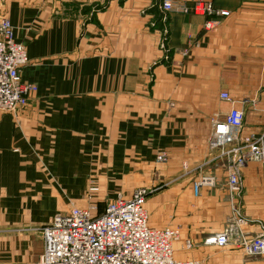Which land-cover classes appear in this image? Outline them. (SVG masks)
<instances>
[{"label":"crops","instance_id":"1","mask_svg":"<svg viewBox=\"0 0 264 264\" xmlns=\"http://www.w3.org/2000/svg\"><path fill=\"white\" fill-rule=\"evenodd\" d=\"M162 1H5L14 41L31 61L21 82L38 90L19 114L0 112V264L38 262L40 229L59 213L88 207L93 181L99 214L119 195L157 188L146 202L151 228L183 225L180 195L194 198L189 225H211L201 216L216 208L212 225L226 226L233 204L220 186L224 162L208 141L213 123L233 108L245 111V134L264 128V0H170L167 51ZM199 3L229 16L196 14ZM207 22L215 28L206 30ZM160 153L168 164L157 162ZM205 164L204 174L219 183L195 197L191 185L203 173L195 170ZM243 179V213L251 220L244 230L256 236L264 224V168L250 163ZM227 254L234 264H264Z\"/></svg>","mask_w":264,"mask_h":264},{"label":"built area","instance_id":"2","mask_svg":"<svg viewBox=\"0 0 264 264\" xmlns=\"http://www.w3.org/2000/svg\"><path fill=\"white\" fill-rule=\"evenodd\" d=\"M6 0H0V112L17 115L24 110L37 87L21 82L20 75L31 64L26 48L14 41V28L4 10ZM163 40L161 49H167L169 16L174 11L170 0L160 5ZM196 14L229 16L228 12L214 11L210 4L199 3ZM216 23L207 22L206 30H213ZM167 51V50H166ZM225 102L234 104L227 93L221 95ZM246 114L233 108L222 119L213 123L209 140L212 151L219 152L227 168L226 182L233 198V212L224 231L205 241L206 246L226 248L234 242L249 257L264 261V224L260 233L253 236L244 229L251 220L243 213V169L250 163L264 168V128L257 135L245 136ZM159 164H167L166 153L157 155ZM213 180L200 176L193 183L195 197H200L204 188L213 187ZM91 182L88 190V207H74L67 213H59L40 229L44 240V253L33 264H198L194 261L179 262L174 256V243L180 234L172 229H153L149 224L146 202L152 190L136 189L132 195L119 197L110 202L102 214L93 202L99 188ZM188 248L192 244L188 242Z\"/></svg>","mask_w":264,"mask_h":264},{"label":"rangeland","instance_id":"3","mask_svg":"<svg viewBox=\"0 0 264 264\" xmlns=\"http://www.w3.org/2000/svg\"><path fill=\"white\" fill-rule=\"evenodd\" d=\"M212 134V132H211ZM252 136V134H249ZM245 136H248V134H245ZM211 138V135L209 137V140ZM209 142V141H208ZM209 150L212 152V150L210 149V146H209ZM213 152H216V151H213ZM219 153V152H218ZM220 160V157L218 156V158ZM168 164V163H167ZM165 165V164H164ZM207 165L209 164H205L204 166H198L196 167V170L195 172H203L201 173V176L202 175H207L209 176L211 179H214L213 180V184L214 186L213 187H210V189H215L216 186L218 185V180L217 178L214 176V175H211V174H204V171H206L207 169ZM226 173H227V168H224ZM186 170H189V169H186ZM208 171V170H207ZM214 174V173H213ZM200 177V176H199ZM194 183V181H193ZM192 183V185H193ZM191 185V186H192ZM220 186L221 187H225V189L228 191L230 197H231V201H232V204H233V198H232V195L230 193V189L228 187V184L227 182L225 181H221L220 183ZM151 189L153 192L152 194L155 193V190L157 188H149ZM193 195V193H192ZM181 199V202L180 200L177 202V208L179 210H181V212H179V215L181 217H179L180 219H178L179 221H182L183 222V225H180V224H177L175 225L174 223H170L168 224V226H165L164 228L162 229H172V230H176L179 232L180 234V240L178 242H175L173 247H174V256H175V259L179 262H187V261H194V262H197L198 264H209V260L215 262L216 264H234V261L235 259H229L228 257V251L229 252H232L234 253L235 251H238V252H242L243 254V261L244 263H248L250 261V259H253L252 257H249L248 255H246V253L238 246V245H235L234 242L231 243L230 246L226 247V248H217V247H214V246H206L205 245V241L209 238H213L215 237L217 234H220L224 231L225 227L224 226H213L212 224L217 222V220L220 218L218 215V212L216 211V208H215V211L211 212V214H207L205 216H201L202 218H207L209 221L208 222H211V225H208L207 223V226H192V225H189V221H187L186 219V211H187V206L191 204V200L194 201V198L192 199H189L188 198V195H180L179 196ZM197 200V199H196ZM147 205V203H146ZM234 206V205H233ZM148 212V211H147ZM149 215V214H148ZM150 216V215H149ZM201 217H198V221L202 220ZM149 223H150V218H149ZM172 224V225H171ZM222 224V223H221ZM205 232V233H203ZM186 238H197L198 242L197 243H193L191 240H186ZM184 239V240H183ZM188 242H190L192 244V247L191 248H188ZM177 248H179V250L177 251ZM181 253H184V254H187V255H191L193 258L195 259H190V260H187V261H184V260H179L178 259V254H181ZM191 253V254H190ZM262 260V258H259V260ZM230 262V263H227V262ZM264 263V261H263Z\"/></svg>","mask_w":264,"mask_h":264}]
</instances>
